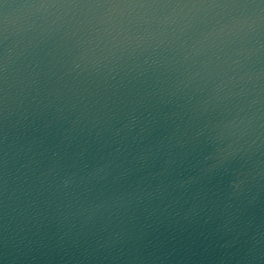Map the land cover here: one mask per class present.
Listing matches in <instances>:
<instances>
[{"label":"water","instance_id":"obj_1","mask_svg":"<svg viewBox=\"0 0 264 264\" xmlns=\"http://www.w3.org/2000/svg\"><path fill=\"white\" fill-rule=\"evenodd\" d=\"M0 264H264V0H0Z\"/></svg>","mask_w":264,"mask_h":264}]
</instances>
